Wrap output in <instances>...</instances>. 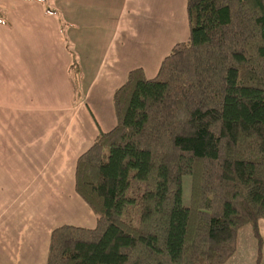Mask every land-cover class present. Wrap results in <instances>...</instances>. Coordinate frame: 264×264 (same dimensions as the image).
<instances>
[{
	"label": "trees",
	"instance_id": "1",
	"mask_svg": "<svg viewBox=\"0 0 264 264\" xmlns=\"http://www.w3.org/2000/svg\"><path fill=\"white\" fill-rule=\"evenodd\" d=\"M186 14L188 40L154 78L128 73L115 127L77 159L96 227L55 229L46 264H226L244 229L264 264V0H186Z\"/></svg>",
	"mask_w": 264,
	"mask_h": 264
},
{
	"label": "crops",
	"instance_id": "2",
	"mask_svg": "<svg viewBox=\"0 0 264 264\" xmlns=\"http://www.w3.org/2000/svg\"><path fill=\"white\" fill-rule=\"evenodd\" d=\"M0 12V264H46L55 229L96 227L77 159L115 127L128 73L154 78L188 40L186 0H0ZM247 250L254 264L253 238Z\"/></svg>",
	"mask_w": 264,
	"mask_h": 264
},
{
	"label": "rangeland",
	"instance_id": "3",
	"mask_svg": "<svg viewBox=\"0 0 264 264\" xmlns=\"http://www.w3.org/2000/svg\"><path fill=\"white\" fill-rule=\"evenodd\" d=\"M64 32L66 33V27H63ZM68 43H69V47L72 45L71 42L68 39ZM74 55L76 56V52H73ZM76 61V60H75ZM79 68L78 64L75 63V68ZM190 188H191V178L190 176H184L182 178V203L184 206H189L190 205ZM135 223H137V219L135 218ZM261 233H264V230L262 228V230H260ZM239 247H240V252L238 255V258L242 255L240 261L241 264H249V260H250V254L251 251L247 250L246 248L247 246L252 244V234L250 229H244L240 232V237H239Z\"/></svg>",
	"mask_w": 264,
	"mask_h": 264
}]
</instances>
